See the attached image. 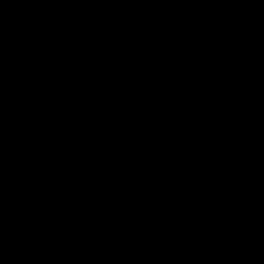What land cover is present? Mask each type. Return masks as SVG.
<instances>
[{
    "label": "water",
    "instance_id": "obj_1",
    "mask_svg": "<svg viewBox=\"0 0 264 264\" xmlns=\"http://www.w3.org/2000/svg\"><path fill=\"white\" fill-rule=\"evenodd\" d=\"M0 264H264V0H0Z\"/></svg>",
    "mask_w": 264,
    "mask_h": 264
}]
</instances>
